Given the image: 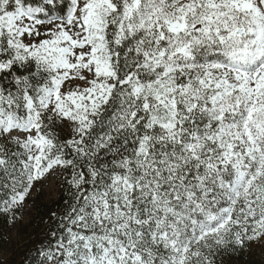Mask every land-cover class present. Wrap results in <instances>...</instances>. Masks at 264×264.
Instances as JSON below:
<instances>
[{
    "label": "snow or ice",
    "instance_id": "obj_1",
    "mask_svg": "<svg viewBox=\"0 0 264 264\" xmlns=\"http://www.w3.org/2000/svg\"><path fill=\"white\" fill-rule=\"evenodd\" d=\"M0 218V264L264 253V0H0Z\"/></svg>",
    "mask_w": 264,
    "mask_h": 264
},
{
    "label": "trees",
    "instance_id": "obj_2",
    "mask_svg": "<svg viewBox=\"0 0 264 264\" xmlns=\"http://www.w3.org/2000/svg\"><path fill=\"white\" fill-rule=\"evenodd\" d=\"M37 206H38V212H34L33 215L36 217L33 220L32 226L27 229L28 233H32L33 230L36 228L37 224L39 223V214H42L45 211V208L43 205H47L48 201L44 199V195L41 194L39 198L36 201ZM50 206L53 210H55L56 205H48ZM6 231V225L4 223L3 218H0V233H3ZM19 255L17 254L15 259H19ZM245 259L249 262V264H262L264 262V253L261 252L259 248H254L252 251V254L249 257H245Z\"/></svg>",
    "mask_w": 264,
    "mask_h": 264
},
{
    "label": "rangeland",
    "instance_id": "obj_3",
    "mask_svg": "<svg viewBox=\"0 0 264 264\" xmlns=\"http://www.w3.org/2000/svg\"><path fill=\"white\" fill-rule=\"evenodd\" d=\"M44 195V199L47 201V195L46 194H43Z\"/></svg>",
    "mask_w": 264,
    "mask_h": 264
}]
</instances>
